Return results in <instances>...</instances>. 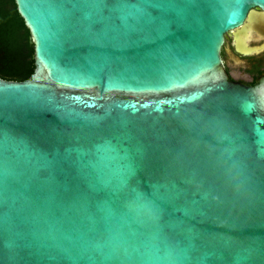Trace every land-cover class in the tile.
Returning <instances> with one entry per match:
<instances>
[{
    "label": "water",
    "instance_id": "1",
    "mask_svg": "<svg viewBox=\"0 0 264 264\" xmlns=\"http://www.w3.org/2000/svg\"><path fill=\"white\" fill-rule=\"evenodd\" d=\"M0 78V264H264V0H15Z\"/></svg>",
    "mask_w": 264,
    "mask_h": 264
},
{
    "label": "trees",
    "instance_id": "2",
    "mask_svg": "<svg viewBox=\"0 0 264 264\" xmlns=\"http://www.w3.org/2000/svg\"><path fill=\"white\" fill-rule=\"evenodd\" d=\"M35 69L32 36L15 0H0V78L24 81Z\"/></svg>",
    "mask_w": 264,
    "mask_h": 264
},
{
    "label": "flooded vegetation",
    "instance_id": "3",
    "mask_svg": "<svg viewBox=\"0 0 264 264\" xmlns=\"http://www.w3.org/2000/svg\"><path fill=\"white\" fill-rule=\"evenodd\" d=\"M249 50L258 48L256 52H239L236 49L233 34L226 36L222 48V58L230 79L247 85H255L264 76V33L255 34V38L243 45Z\"/></svg>",
    "mask_w": 264,
    "mask_h": 264
}]
</instances>
